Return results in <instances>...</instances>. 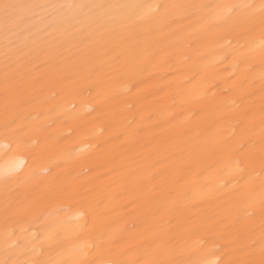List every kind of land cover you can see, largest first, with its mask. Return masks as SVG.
<instances>
[{"label": "bare ground", "instance_id": "1", "mask_svg": "<svg viewBox=\"0 0 264 264\" xmlns=\"http://www.w3.org/2000/svg\"><path fill=\"white\" fill-rule=\"evenodd\" d=\"M4 2L0 261L261 264L264 0Z\"/></svg>", "mask_w": 264, "mask_h": 264}, {"label": "snow or ice", "instance_id": "2", "mask_svg": "<svg viewBox=\"0 0 264 264\" xmlns=\"http://www.w3.org/2000/svg\"><path fill=\"white\" fill-rule=\"evenodd\" d=\"M31 7H42L39 5H23L18 3H9L4 2L0 4V22L3 23V27L5 30V33L13 32L20 23L23 22L24 16H23V10L25 8H31ZM61 7H79V8H91V9H97V8H105V7H112L110 5H67V6H61ZM118 7L126 8V9H137L139 10L137 12L138 17H142L144 19V22L146 24L151 23L152 17L154 13H162L166 14L170 8L175 7H199V8H211L214 10L215 15L225 21H231L237 18H244V19H250L246 15L247 10L252 9L254 5L243 3V4H215V5H188V6H176V5H167V4H132V5H120ZM260 10L262 13L261 20L262 24H264V3L261 4ZM262 79H264V76H262ZM14 123V122H13ZM243 147V146H241ZM241 159L237 158L236 166L237 170L242 171V169L239 168V165L241 163ZM2 178L5 183L9 180H15L20 179L19 177H15L13 173H7L4 174ZM34 179L32 175L25 176L22 178L23 183H29ZM218 250V249H217ZM261 255L264 257V242L261 244ZM0 264H8L7 261H0ZM26 264H53L52 261L48 260H31L26 262ZM87 264V262H85ZM99 264H128L126 261H120V260H110V261H100ZM132 264H135V262H132ZM147 264H156V262L149 261ZM226 264H235L233 261H228ZM248 264H254V262L249 261ZM261 264H264V259L261 260Z\"/></svg>", "mask_w": 264, "mask_h": 264}]
</instances>
